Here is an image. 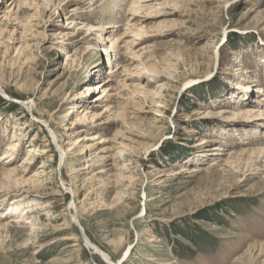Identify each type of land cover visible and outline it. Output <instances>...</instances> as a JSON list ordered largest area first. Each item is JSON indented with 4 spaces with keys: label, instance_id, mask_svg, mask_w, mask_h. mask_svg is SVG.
Wrapping results in <instances>:
<instances>
[{
    "label": "rangeland",
    "instance_id": "374dc122",
    "mask_svg": "<svg viewBox=\"0 0 264 264\" xmlns=\"http://www.w3.org/2000/svg\"><path fill=\"white\" fill-rule=\"evenodd\" d=\"M0 79V264H264V0H0Z\"/></svg>",
    "mask_w": 264,
    "mask_h": 264
},
{
    "label": "bare ground",
    "instance_id": "6f19581e",
    "mask_svg": "<svg viewBox=\"0 0 264 264\" xmlns=\"http://www.w3.org/2000/svg\"><path fill=\"white\" fill-rule=\"evenodd\" d=\"M142 8V6H140L139 8H136V10H139V9H141ZM118 43V41H117V39L116 40H113L112 41V45L109 47V48H105L106 49V51H109V50H111L113 47H116V44ZM117 54V53H116ZM116 54H114L115 56H116ZM2 81H1V79H0V85H1V87L4 89V86L2 85V83H1ZM16 84V83H15ZM93 86V89L95 88L94 87V85H91V87ZM96 86V85H95ZM244 86V85H243ZM96 90V89H95ZM106 90H107V88H106ZM5 91V90H4ZM5 92H7V91H5ZM21 101V103H25V100L23 99V100H20ZM252 111V110H251ZM256 112V111H255ZM248 113H250V111L248 112ZM257 113L258 114H264V109L262 110V109H259V110H257ZM42 118V121L44 120V122L46 123L47 122V120L42 116L41 117ZM49 127H50V129H51V132H52V137L54 138V139H56L57 140V137H58V134H57V131H55L53 128H51V126L49 125ZM14 146H15V144H13L10 148H9V150H8V153H9V151H11L13 148H14ZM58 147L60 148V149H62V150H64L63 152L64 153H61V156L63 157V156H65L66 155V152H65V148L63 147V145L61 144V143H58ZM12 155V154H11ZM86 198V197H85ZM73 206H74V208H72V209H74L75 210V212L73 213V211H71V215H72V218H73V220H74V222L76 221V222H79L80 223V217H79V212H78V207H77V205L74 203L73 204ZM71 209V210H72ZM19 221H21V219L19 220ZM81 224V223H80ZM86 232V231H85ZM87 235V234H86ZM87 242H88V244L89 245H93V247H95V249H97L100 253H101V255H102V257H104L105 259H107L108 261H110L111 262V264L112 263H114V264H122V263H120L121 262V260L119 259L118 261L117 260H114V257H112L111 256V254H109L108 252H106L105 250H103V249H100L94 242H93V240L91 239V238H89L88 236H87ZM129 253V251L126 253V255ZM130 254V253H129Z\"/></svg>",
    "mask_w": 264,
    "mask_h": 264
},
{
    "label": "trees",
    "instance_id": "16d2710c",
    "mask_svg": "<svg viewBox=\"0 0 264 264\" xmlns=\"http://www.w3.org/2000/svg\"><path fill=\"white\" fill-rule=\"evenodd\" d=\"M201 235H203V233H202ZM194 241H195V240H194Z\"/></svg>",
    "mask_w": 264,
    "mask_h": 264
}]
</instances>
